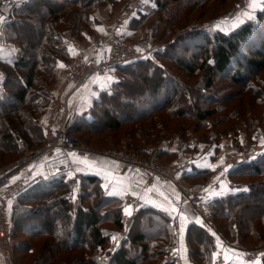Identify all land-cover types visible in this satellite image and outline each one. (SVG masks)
Listing matches in <instances>:
<instances>
[{
    "label": "trees",
    "instance_id": "16d2710c",
    "mask_svg": "<svg viewBox=\"0 0 264 264\" xmlns=\"http://www.w3.org/2000/svg\"><path fill=\"white\" fill-rule=\"evenodd\" d=\"M107 1L112 0H28L2 22L5 39L17 47L9 55H0L4 77L0 165L19 157L22 143L31 149L43 143L40 120L47 111L57 66L71 57L65 32L81 35L83 29L89 31L93 9ZM147 1L149 11L128 25L144 26L160 12L163 15L152 28L161 29L164 37L180 25L178 20L186 21L195 7L208 0ZM260 28L259 21H253L228 34L180 33L153 56L156 62L149 58L118 67L117 81L99 93L86 113L75 116L67 131L86 142L94 141L93 145L108 136L117 137L118 146L143 157L158 148L154 158H160L171 154L162 153L158 146L172 141L178 132L185 137L189 130L186 122H193V132L203 131L199 136L206 142H218L242 120L251 126L259 124L261 117L239 108V103L245 98L246 106L258 105L253 99L258 92L249 82L264 72ZM180 77L195 78V84L188 85ZM200 80L201 88L196 86ZM221 80L234 87L232 91L222 89L228 92L224 97L218 94ZM213 90L218 93H207ZM234 98L238 104L227 108L225 104ZM208 172L197 171L195 177L201 179ZM229 177L260 180L209 201L206 206L211 220L228 239L245 244L264 239V156L230 171ZM68 194L69 187L60 177L49 178L31 183L14 200L11 220L16 252L34 257L30 264H173L164 261L175 241L165 217L141 208L119 250L113 252L111 237L123 225L121 201L105 197L94 177L84 176L74 202L68 201ZM142 221V232L131 236L134 222ZM185 243L190 264H211L215 242L203 227L192 223Z\"/></svg>",
    "mask_w": 264,
    "mask_h": 264
},
{
    "label": "built area",
    "instance_id": "2783aa9c",
    "mask_svg": "<svg viewBox=\"0 0 264 264\" xmlns=\"http://www.w3.org/2000/svg\"><path fill=\"white\" fill-rule=\"evenodd\" d=\"M147 0H125L122 2L119 13L101 35L94 38L89 45L71 40L69 50L71 60L64 80L51 95L46 111V121L43 124L44 141L34 149L26 143L21 144L22 154L12 163L0 167V263L16 264V240L12 234V224L9 211L14 200L28 185L42 179L39 175V163L43 164L45 175L49 178H61L71 190L68 197L70 202L79 196V189L84 174L76 171L70 153L77 154L78 158L89 155L101 156L119 164V174L134 179L139 176L142 180L136 183L140 190L147 189L154 183H170L184 201L190 205L195 219L199 217L203 228L212 236L215 242L214 252L218 253L215 264H224L222 248L217 247V237L222 247L227 248L231 256L242 254L244 261H253L264 258V247L247 249L215 230L209 223V218L204 210L207 205L208 195L220 194L235 190L236 185L228 179L229 172L245 164L259 160L264 156V145H252L240 154L225 157L218 165L211 168V173L200 184L189 187L182 180L181 175L188 168L189 163L159 165L153 156L144 160L133 154L117 150H98L82 145L78 139L67 131L64 126H55V121L67 112V104L75 91L94 77H106L118 67L152 58L163 49V45L152 41L140 40L128 43L123 36L126 24L139 16ZM28 0H0V17L2 22L11 16L13 10L24 6ZM197 31V28H195ZM14 50L10 42L6 41L0 29V55H9ZM139 50V51H138ZM4 77L0 73V93L3 91ZM71 174V175H69ZM16 178V179H13ZM225 187L221 190L220 184ZM125 204L132 208L141 206L137 197L125 196ZM132 216H126L123 225L116 234L117 243L113 252L118 251L121 241L126 233ZM171 225L175 232L179 229L178 218H171ZM200 225V224H199ZM201 226V225H200ZM210 230V231H209ZM215 233L213 236L211 233ZM173 249H177L174 247ZM173 249L165 256L164 261L173 264H183L179 252ZM234 250V251H233ZM213 264V259L211 261Z\"/></svg>",
    "mask_w": 264,
    "mask_h": 264
},
{
    "label": "rangeland",
    "instance_id": "374dc122",
    "mask_svg": "<svg viewBox=\"0 0 264 264\" xmlns=\"http://www.w3.org/2000/svg\"><path fill=\"white\" fill-rule=\"evenodd\" d=\"M123 1L125 0H112V1H107V2L98 4L93 9L92 14L90 16L92 20V25L89 31L86 29H83L82 30L83 32L81 33V35H77L76 33H73L70 31H66L65 36L68 39L74 40L76 42H80L83 45H89L90 43H92L95 37L102 34L101 33L97 35L98 33L96 30L97 27H103V29H105V26L107 24H108V26H106L107 28L112 25L113 20L116 18L117 14L119 13V10H120V7ZM148 8H150V3L149 1H146L139 16L146 14L149 11ZM249 11H251L249 8V0H208L205 2L204 5H201L200 7H195L190 12V14L186 17L187 19L186 21L182 22L178 20L179 23L181 22L180 25H177L174 29L170 30V32L168 31L164 37L160 36L161 29H158L157 31H155L152 28L153 25L155 24L156 19L158 17H161V15H163V13H160V12L157 13L156 15L151 16L145 22L144 26L143 25H132L130 28L128 25L129 23L128 22L126 26L124 27L125 32L123 30V36L125 38V41L128 43H134L136 41L146 40V41H152L154 43H158L164 46L167 43H170L171 41H173L180 33L192 32V31H195V28H197V31L198 30L204 31L205 33H210V35L214 32H221V33L228 34L232 31H235L236 29H238L245 23H249L253 21L254 22L259 21V25H261L260 29L262 30L260 32L264 34V22L262 21L264 18L261 17L264 14V10L257 7L253 13V18L251 19H249L248 16L245 15V13H248ZM139 16L137 18H139ZM0 29L4 37L3 27L1 25H0ZM256 39L257 41L260 40L259 37ZM5 40L8 41L7 39ZM8 42H10L14 48L17 47L15 42H11V41H8ZM70 60H71V57L68 56L67 62L69 64H70ZM151 60H154L155 62L157 61L156 57H152ZM233 66L235 69L236 64L234 63ZM1 69H2V66H0V73L3 74V71ZM245 74L247 75L248 73L245 72ZM223 77L225 76H221L220 78H223ZM180 78L181 80L185 81V83H188V85H193L195 84V81H196L195 78H193L190 81L184 79V77H180ZM202 79L203 78H201V80ZM201 80L199 82L197 81V85H196L197 87H200V88L202 87ZM257 80L259 81L256 82ZM257 80H254L249 83H250V86L254 89V91L256 90L258 92L256 95H254V97L250 95L251 98L253 97V99H255L254 102L258 101V105L257 106L255 105L246 106L244 103H246L247 100L244 98L240 101L241 103H239L240 105L239 108H242L245 111L249 110V113L251 112L254 115H257V117H261L259 124H254L251 126L248 123H246V121L242 120L243 122H241L240 124H237V126H234L233 129H231L230 131L226 132L223 136H221L218 142H213L210 140L206 142L204 138H201L199 136L201 133H203V131H199L198 132L199 134L197 132H193L192 131L193 122H186V128H189L186 136L182 137V134L178 132L176 137L173 139L175 140L178 137L180 141V145H178L177 147V153L174 154L175 157H171V156L170 157L165 156V158L155 157L154 158L155 161L159 165H162V166L173 164V163L181 164L184 161H187L190 166L192 163H195V161L201 157L200 155H203V154L207 155L208 153L212 152V149L211 150H208V149L212 147H216L215 149H217V153H216L217 155L215 157V160L217 162L214 163L216 166L225 157L229 155L240 154L255 144L264 145L261 143V140L264 139V72H260L259 74H257ZM226 88H229L231 91L232 89H234V87L232 88V86L229 85L227 81L221 80L219 82V89H221L218 91L219 93L215 90L208 91L207 93H209L212 96L218 93L219 96L224 97V95H227L228 92L227 91L223 92L224 90L222 89H226ZM236 98H234V100H232L230 103L228 104L226 103L225 106L227 108L233 105L236 106L238 104V101H236ZM74 136L78 139V141L82 145L87 146V147L92 146L90 148H93V149H98L97 147H99L101 149H98V150H103V149L109 150L110 149V150L126 152L128 154H133V152L123 149L120 146H118L119 144H116L117 137L112 138L111 136H108L107 139L104 141H101L100 139L99 140L100 143L96 141L98 145H93L94 141L86 142L82 138H79V135L75 134ZM101 142H104L103 143L104 146H102L103 144ZM195 145H198L199 147H196ZM94 146H97V147L94 148ZM221 148L223 150H220ZM157 149L155 150L152 149V153L149 157L138 156L135 154L133 155H135L137 158L146 160L150 158L151 156L154 157ZM13 161H8L5 164L0 165V167L6 166L12 163ZM211 170L212 169H210L208 174H206L207 175L206 177H203L201 179H190L189 181L186 182V185L191 187V186H195L197 184L202 183L211 173ZM228 179L236 185L235 190L233 191H238L240 188L242 189L246 188V185L248 184V182H256L260 180V178H256V177H246V178L245 177H228ZM180 180H181V177H180ZM69 192H71L70 189H69ZM208 197H211V194L208 195ZM12 207H13V204L9 211L10 219H12ZM204 210H206V213L210 220L209 221L210 225L214 227L215 230L220 231L219 229H217L216 225L211 220L210 214L208 212L209 209L207 208V206H205ZM11 224H12V220H11ZM220 233L224 235L223 232L220 231ZM230 240L247 249L264 247V239L257 241V242L255 241L247 242L246 244L239 242L237 239H230ZM34 259H35L34 257L25 256L22 253L15 252V263L16 264H30L31 262L34 261ZM211 261H212V258L210 260V263ZM262 264H264L263 261H262Z\"/></svg>",
    "mask_w": 264,
    "mask_h": 264
},
{
    "label": "crops",
    "instance_id": "0c3cea01",
    "mask_svg": "<svg viewBox=\"0 0 264 264\" xmlns=\"http://www.w3.org/2000/svg\"><path fill=\"white\" fill-rule=\"evenodd\" d=\"M105 19V18H103ZM108 26V24L106 25ZM105 26V29L107 28ZM103 27H97V35L101 34L105 31ZM124 30V29H123ZM100 31V32H99ZM123 32V31H122ZM125 32V30H124ZM127 32V31H126ZM68 39V38H67ZM70 42L71 39H68ZM69 54L71 56V51L69 50ZM68 62H59L58 63V73H57V78L56 81L53 83V86L51 87V95L56 91L57 87L61 84V82L64 80V78L67 75L68 72ZM60 65H63L62 67ZM111 78V79H110ZM117 81V72L114 71L112 74L106 76V77H94L90 79L86 84H84L82 87L77 89V91L74 92L72 97L69 99L68 104H67V112L65 115L59 117L55 121V126H64L68 128V126L71 123V120L75 116L82 115L83 113H86L92 106L94 100L97 98L100 92L104 90H108L110 86ZM46 121V114H44L41 117L40 124L43 127V124ZM180 145V141L178 137L175 140L172 141H167L163 142L159 145L160 151L163 153L171 154L169 157H175L174 154L177 153V147ZM161 146V147H160ZM196 147H199L198 145H195ZM216 147H212L208 150L212 149V152L208 153L207 155L203 154L200 155L201 157L195 161V163H192L188 168L184 171V173L181 175V180L186 184L187 181L190 179H199L195 177V173L197 171H210L211 168L204 167V166H198V165H206V164H211L215 165L217 161L215 160L217 149ZM219 148V147H218ZM220 150H223L222 148ZM219 150V151H220ZM218 151V153H219ZM201 154V153H199ZM160 158H165V156L160 157ZM81 159V158H79ZM85 159V158H83ZM89 161H95L96 162V167L94 168H85L82 165L74 164L75 168H80L79 171H81L85 177H94L97 179V182L99 184V187L101 188V191L103 192L105 197L108 198H117L121 201L122 204V209H121V215L122 218L126 217L123 213L124 207L128 206L125 204V196H133L137 197V199L141 202V206L138 208H132V214L130 216H134L136 212H138L141 208L147 209L148 214L149 213H155L158 215H161L167 219V223L169 227L173 230L172 225H171V218L176 217L178 218V223H180L179 216L173 214V216H169V214L161 208L154 206L155 205H163L164 208H169V207H175L178 209L179 212L183 213L186 216V231L187 228L192 224L195 223L194 221L195 216L192 213L191 207L189 204H187L184 199L181 198L179 193L177 192V189L174 187V185L170 183H154L152 186L148 187L147 189L140 190L139 187L136 186V183L142 182L141 178L137 175L134 177V179H131L127 176L120 175L119 174V164L116 161H113L111 159L101 157V156H94V155H89L86 157ZM97 168L105 171H109L112 173V177H119L121 181L124 182V184L128 187V191L123 195V197H118V196H111L108 195L105 188L102 187L101 185L108 184L109 188H111L113 185L110 181H107L103 178V173L97 174ZM43 173V175H41ZM39 175L42 176L43 180L49 179L47 175H45L44 167L43 164L39 163ZM46 177V178H45ZM40 179V180H42ZM39 180V181H40ZM148 189H152V191H148ZM135 192L136 195H133L132 193ZM227 192H225L226 194ZM71 192H69V195ZM79 195H80V189H79ZM223 196V194H220L216 196L215 198H219ZM79 197V196H78ZM77 197V198H78ZM214 197V194L209 197L207 200V204L209 201H212ZM76 199H73L72 202H74ZM69 201V200H68ZM154 214V215H155ZM155 220L159 222V218L155 216ZM144 224V221L135 223L133 229L130 232V235H134L138 232H142V226ZM197 224V223H196ZM199 225V224H198ZM131 227V226H130ZM129 227V229H130ZM150 231V229H149ZM186 231L183 235V237L180 236L179 229L177 232L173 230L174 234V244L173 247H177V249H181L180 252V257L183 261V264H190L188 259H187V249H186V243H185V235ZM118 232V231H117ZM116 232V233H117ZM145 233V232H144ZM116 236V234H115ZM117 243L116 241H113L112 239L110 240V248L113 249L114 245ZM100 252V250L98 251ZM101 253V252H100ZM1 264V263H0Z\"/></svg>",
    "mask_w": 264,
    "mask_h": 264
},
{
    "label": "snow or ice",
    "instance_id": "6c2138e0",
    "mask_svg": "<svg viewBox=\"0 0 264 264\" xmlns=\"http://www.w3.org/2000/svg\"><path fill=\"white\" fill-rule=\"evenodd\" d=\"M257 7L264 10V0H249V8L251 11H249L248 13H245V15H247L249 19L253 18V13ZM2 19H3V17H0V21H2ZM60 66L62 67L63 65H60ZM261 143L264 144V139L261 140ZM69 155H70L72 162L74 164L82 165L85 168L96 167L95 161H89L86 158L85 159H79L77 154H75V153H70ZM198 166H204V167H208V168L215 167L214 165H211V164L198 165ZM79 170H80V168L76 169V171H79ZM101 172L103 173V178L107 181H110L113 185L111 188H109L108 184L101 185L102 187L105 188L107 194L111 195V196H118V197L122 198L123 195L128 191V187L124 184V182L121 181L119 179V177L113 178L111 172L97 168V174H101ZM41 175H43V173H41ZM69 175H71V174H69ZM13 179H16V178H13ZM224 187H225V185L223 184V182H221L220 189L222 190ZM148 191H152V189H148ZM132 194L136 195L135 192H133ZM218 195H220L219 190L216 191L213 198H215ZM154 206L161 208V210L167 212L169 214V216H173V214L179 216V220H180L179 232H180V236L183 237V235L186 231V227H187L186 216L183 213L179 212L178 209L175 207L164 208L163 205H155V204H154ZM123 213L126 216H130L132 214V206L128 205V206L124 207ZM194 222L197 224H200L201 227H203V224H202L201 220L199 219V217H197ZM211 234L213 236H215L214 232ZM111 239L113 241H116L117 238L115 235H113L111 237ZM217 247L222 248L224 264H262V261L259 258H257L256 260H253V261H247L246 262L242 259V254H237L235 257L231 256L229 253V250L227 248L222 247V243L219 241L218 237H217ZM173 251L178 252V251H181V249H173ZM217 255H218V253H216V252H214L212 254L213 264H215V260H216Z\"/></svg>",
    "mask_w": 264,
    "mask_h": 264
}]
</instances>
